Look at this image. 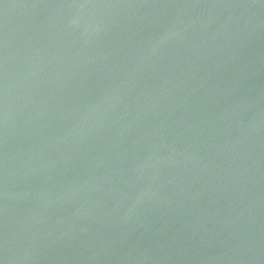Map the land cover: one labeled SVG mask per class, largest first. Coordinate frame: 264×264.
I'll list each match as a JSON object with an SVG mask.
<instances>
[{
  "label": "water",
  "instance_id": "95a60500",
  "mask_svg": "<svg viewBox=\"0 0 264 264\" xmlns=\"http://www.w3.org/2000/svg\"><path fill=\"white\" fill-rule=\"evenodd\" d=\"M0 264H264V0H0Z\"/></svg>",
  "mask_w": 264,
  "mask_h": 264
}]
</instances>
